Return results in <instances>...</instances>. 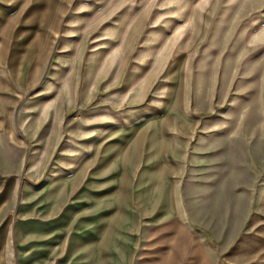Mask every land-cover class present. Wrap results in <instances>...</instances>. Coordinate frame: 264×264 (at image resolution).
<instances>
[{
    "label": "rangeland",
    "instance_id": "374dc122",
    "mask_svg": "<svg viewBox=\"0 0 264 264\" xmlns=\"http://www.w3.org/2000/svg\"><path fill=\"white\" fill-rule=\"evenodd\" d=\"M106 1L68 0L70 6L78 5L67 18L70 31L80 26L85 37L81 39L83 32L72 35L65 39L68 51L54 46L43 60L40 84L49 79L51 69L76 67L78 103L60 117V149L54 156L42 142L28 137L34 130L29 122L30 85H21L24 91L15 99L0 96V106L9 107L10 119H19L26 134L19 133L20 148L0 134V222L12 225L15 217L28 216L14 214L24 198L32 200L55 173H70L91 155L97 139L116 130L112 143L96 147L93 156L99 155L100 161L95 169L91 163L83 180L75 183L73 174L62 183L71 196L89 193L88 205L100 197L95 208L101 242L99 250L92 249L93 264H108L113 238L130 243V264H145L147 250L171 261L179 249L183 258L196 248L206 249L212 264H264V0H214L198 23V42L181 56L150 55L148 71L144 64L139 68L133 55L122 79L117 78L119 84L109 91L113 106L103 103V81L94 97L85 103L80 98L84 61L100 53L96 45H107L95 42L99 35L92 29L93 13ZM64 10L61 0H0L2 69L9 64L16 78H28L29 67L41 58ZM187 18L179 14L172 26L157 23L148 30L155 35L163 28L192 33L194 23ZM113 24L101 21L99 31L108 32ZM79 40L82 47L75 55L71 47ZM100 73V66L93 68L91 90ZM71 84L69 77L65 85ZM3 112L6 121L8 113ZM150 116L155 117L147 120ZM146 120L147 127H137ZM123 129H134L127 143ZM61 160L78 164L66 169L59 165ZM95 172L98 180H90ZM69 199L64 206L70 205ZM75 233L69 229L67 241ZM119 247L117 242L113 264H126V253Z\"/></svg>",
    "mask_w": 264,
    "mask_h": 264
},
{
    "label": "crops",
    "instance_id": "0c3cea01",
    "mask_svg": "<svg viewBox=\"0 0 264 264\" xmlns=\"http://www.w3.org/2000/svg\"><path fill=\"white\" fill-rule=\"evenodd\" d=\"M213 1L214 0H107L103 2L98 13L96 11L93 13L92 29L93 32L96 31L99 35L95 42L103 40L107 45L102 47L96 45V47L100 49V53L97 54L95 58L89 57L84 61V81L80 93L81 102L85 103L90 96L94 97L98 91L97 88L101 86L103 81V103H109L110 106H113L108 96L110 94L109 91L119 84L117 78L122 79L124 71L126 68H129L133 55H137L135 59L136 61H140L139 68L145 65L146 67L144 66V69L146 71L149 70L148 64L150 55L157 56L168 53L170 55L181 56L186 49H189L198 42L201 34L200 28H202L198 23L204 20V15ZM61 2L62 5L65 6V10L60 16L57 28L49 32L47 43L41 53V58L38 62L34 61L35 63L29 67V77L18 79L12 74L9 64L7 69H2V66H0V70L3 73V75H0V96L5 95L15 99L20 97L21 92L24 91L20 89L21 85H30L28 100L31 103L30 111L32 116L29 117V122L34 130L31 131L28 137H35V139L42 142L44 144L43 149L51 151L52 156H54V152L57 149H60L58 127L60 117L62 113L74 110L78 103V91L75 87L76 67H71L74 69H68L67 67L58 70L51 69L49 79L42 84H40V80L38 81V77L44 64L43 60L50 48L58 46L61 52L68 51L69 48L66 46L65 39L73 38L74 36L72 35L82 32L83 36L81 39L85 37L84 31L80 26L70 31V27L67 24L70 18V12L74 11V7L77 8L78 5L70 6L71 3L68 2V0H61ZM181 2H185L183 3V5L185 4V8L183 9ZM175 3L177 4L175 5ZM179 14L188 17L186 19L188 20L187 22L190 21L194 23L191 30L192 33L189 32L184 35L178 34L176 31L174 33H169L163 28L161 33L158 32V34L155 35L154 32L148 30L152 24L157 23H166L172 26L174 22H178L177 19ZM80 19L82 20L83 18H80L79 15L78 22L81 21ZM107 19L112 23L114 22L111 26L112 30L110 29L108 32H105V30L99 31V23L101 21L106 22ZM71 22H74V20H71ZM186 24V28L189 30V25L188 23ZM160 29H162V27H160ZM81 47L82 41L79 40L76 42L75 46L71 48H74L73 53L78 55ZM151 58L152 60L154 59V57ZM180 63L181 61L177 62L176 70L178 66L181 65ZM99 66L103 73L97 75L99 80L93 85L91 90L90 74L93 68H99ZM154 66L152 67L153 69L155 68ZM135 68H138V63H135ZM59 72L62 73L59 74ZM106 73L108 74L106 75ZM178 73L180 76V71ZM69 77L71 78L72 84L67 86L65 82ZM111 79L113 81H111ZM146 82H148V76H146ZM141 85H143V81ZM3 109L8 113L6 121ZM8 109V106L0 108V134L3 133L8 144L15 148H20V142H22L23 139L19 136V133L23 131V135L26 134L24 133L19 119L18 123H16V121L15 123L12 122ZM181 112V117H183L182 97ZM151 117L155 116H150L147 120ZM147 120L137 127H147L145 126ZM134 129L130 131L126 129L121 130L124 136L128 135L125 141L126 143ZM125 130L126 132H124ZM115 134L116 130H113L97 139L93 145L91 155L82 160L79 164L77 161L71 164H63L61 160L59 165L65 168H68L69 165L73 166L76 163L78 165L75 169H72L70 173H55L54 176L48 180V183L43 186H47L46 189L41 192L39 191L43 187L36 190L32 195V200H29V202L26 201L25 198L20 202L14 214L20 216L26 214L28 216L15 217L12 225L6 223L4 220L0 222V264H74V260L77 261L79 259H81V261L77 264H84L83 262L87 263L91 261L93 264L95 255L92 249L95 247L99 250L101 242V236L97 233L100 222L96 217L100 213L97 212L95 208L100 197L96 198V201L94 200L91 205H88L87 198L89 193L81 191L77 196H71L73 193L70 194L67 187L63 189L62 183L66 177L73 174L76 179L75 183L83 180L87 173L88 166L91 163L95 169V166L100 161L99 155H97V157L93 156L96 147L112 143L115 139L112 136ZM43 136H45L44 139H42ZM110 151H113V149ZM96 173L97 172L89 179L94 180ZM44 196L46 202H43ZM64 199L70 200L69 206H64ZM80 226L83 227L82 231L79 229ZM71 228L76 231V233L67 241L68 231ZM79 240H81V244L77 243ZM112 240H114V242ZM122 240L123 239L115 238L109 240L112 243L113 251L111 255H106L107 260H109L108 264H113L114 249L117 242L120 243L119 248L121 251L123 250L126 253V264H130V243L125 240H123L124 243H122ZM71 241L73 242L71 243ZM157 243H164V241H158ZM70 245L71 248L74 247L71 251L69 249ZM78 246L86 248H83L82 252H78L76 249ZM182 246L183 245H181V247ZM193 246L196 248L198 244ZM199 247H203V245L199 244ZM105 251L106 249L99 252L102 254ZM75 252H77V254H75ZM149 252L150 251L147 250L146 256L142 259L145 264H162L163 259H167L171 264H212L213 262L212 257L208 254L206 249L196 248L193 251L194 254L184 255L183 258H181L179 249L176 256L175 254L171 256V261L169 260L170 258L163 255H157L156 257L151 256ZM203 253L206 255H203ZM70 260H73V262H70Z\"/></svg>",
    "mask_w": 264,
    "mask_h": 264
}]
</instances>
